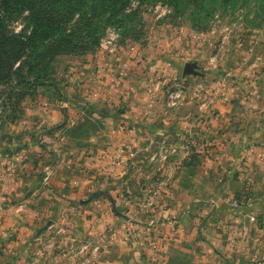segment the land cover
Wrapping results in <instances>:
<instances>
[{"label":"rangeland","instance_id":"1","mask_svg":"<svg viewBox=\"0 0 264 264\" xmlns=\"http://www.w3.org/2000/svg\"><path fill=\"white\" fill-rule=\"evenodd\" d=\"M127 11L138 13L135 21L137 31L128 36L121 34V49L116 54L103 52L100 45L95 52L85 55L59 54L43 66L48 68L51 80L43 86H38L32 93H25V97L18 104L15 102L22 95H15L16 88H4L0 92L2 93L0 94V157H3L2 162L0 161V172L5 177L7 185L15 184L19 176H23V168H25L23 163L30 159L33 160L32 162L37 160V163H34L35 168L42 174V186L45 189V193L36 196L39 200L38 205L41 206L38 211L43 213L41 221L51 218L60 224V228L50 229V236L54 238L40 240L32 247L47 252L46 264H99L101 256L111 251L115 252L123 240L133 250V253L128 252V264H138V261L132 260L134 253L135 258L142 253L141 261L145 257V264H169L170 259L178 254L181 255L180 264H219L217 263L219 260L211 252L212 249L209 248L205 255L201 253L204 248L201 238L205 236L203 232L206 227L204 219L210 215H206L208 212L203 213L205 209L202 208L205 204L195 209L180 210L178 214L183 225L179 226L181 222L179 221V224L174 223L170 227L168 224L171 221H163L170 207L169 176L178 169L180 162L172 166L168 162L170 157L165 161L161 160L160 156L153 159L152 155L159 152L164 143L167 147L176 144L161 139L155 133H140L135 130V124L162 126L163 123H168V116L171 113L182 114L179 110L188 104L193 107L205 105L208 111L202 112V115L205 116L206 122L210 124L219 122L217 104L223 82L219 79V61L225 62L227 56L234 52V48L239 53L238 50L245 46L250 49V53L253 51L251 45L258 44V36L264 33V11L255 1L251 0L247 3L240 1L236 9L227 13L218 8L212 18L199 28L194 26L190 7L185 14L175 18L174 10L167 4L134 0ZM22 27V20L11 25L16 32L21 31ZM131 44L136 47L134 51H128ZM246 52H242L244 54L242 61L245 64L249 59ZM124 59L130 60L131 69L124 83L117 87L114 85L112 75L114 69L119 67ZM99 60L103 66L99 68L100 70L97 69ZM190 61L198 62L202 76H184V66ZM173 64H180L178 70ZM94 69H97V72L89 82L86 80L88 86L82 87L88 98H81L77 95L78 80L87 78ZM226 72L231 74L229 71ZM102 73L105 75L100 77ZM204 74L207 79L201 78ZM54 82L58 83V89L54 87ZM94 89L100 91L102 97H91ZM8 92L13 93L12 100H9ZM172 92L175 94L173 97ZM151 106L156 107L152 114ZM65 109L67 116L63 115L62 119L56 120L54 112L56 110L63 112ZM58 116H62L61 113ZM152 117L156 118L150 121L148 118ZM197 121L195 119V122ZM99 136L110 140L120 137L117 149L113 151L106 149L110 154H106L105 151L99 152L96 155L99 160H109V155L116 156L122 144L127 143L136 151L128 165L133 166V163H136L138 171L146 174L162 172L163 177H158L156 183L151 181V188L143 194L140 193L141 189L135 187L141 185L142 178L129 177L130 174L121 183L116 184L121 186L120 189H113L114 184H111L93 191L86 185L75 195L72 186L78 188L79 179H83V175H79L78 180L75 179L77 174L67 179L66 184L57 186L54 182L57 178L55 167L63 161L68 162L64 165L65 168L61 169V173L65 174L73 166H82L79 160L87 162L93 156V152L88 151L91 148L90 142L95 137L98 139ZM183 141L186 143L184 149L186 151L189 149L191 154L200 147L193 133L185 136ZM137 142H143L148 147L141 148L143 144ZM36 143L42 151L39 156L37 152L31 156L29 150ZM64 154L66 160L62 156ZM211 154L209 156L214 166V162L218 159L214 161ZM41 163H44L43 168ZM46 166L54 169L49 184L43 182ZM121 170L122 167L107 168L103 174H108L107 177L110 174L113 176ZM135 170L136 168L131 173ZM58 189L65 193L63 199L71 198L74 194L77 203L68 207L63 206L62 201L53 197L55 190ZM110 189H113L112 192ZM98 191H106L109 195H101L89 205H80L79 200H86ZM107 197L119 212L126 215V218L116 223L120 227L110 229L106 238L103 235L102 238L98 236L92 238V235L89 237L86 232L82 239H77L79 232L86 229L88 232H95L94 225L100 224L101 221L109 222L107 208L110 209V215L114 210ZM210 199V197L206 198L209 204L216 205L217 200ZM208 202L206 205H209ZM52 205L54 207H50ZM44 207L46 209H43ZM194 220L198 221V224L196 223L198 232L193 237L186 230L192 226ZM184 231L187 236L182 238L180 235ZM232 243L237 241L233 240ZM174 244L179 246L175 247ZM180 245L184 248H189L186 247L189 245L191 248L187 253L190 255L183 256L181 252L175 250ZM171 252H174V255L167 262ZM193 252L197 254L191 257ZM10 260L11 258L5 257L2 263L6 264L11 262ZM21 260L22 258L19 257L13 264H24Z\"/></svg>","mask_w":264,"mask_h":264},{"label":"crops","instance_id":"2","mask_svg":"<svg viewBox=\"0 0 264 264\" xmlns=\"http://www.w3.org/2000/svg\"><path fill=\"white\" fill-rule=\"evenodd\" d=\"M255 37L257 38L256 35ZM257 41L258 44L251 45L253 46L251 53L246 46L238 50L240 53L234 48V52H231L227 58L225 57V62L219 61V79L223 80L219 90L221 91L219 103L217 104L219 122L213 124L206 122L205 116L202 115V112L208 111L205 105L193 107L188 104L179 110L182 114L171 113L168 116V123H163L162 126L135 124V130L140 133H155L161 139L173 142L171 144H176L179 147L178 153L170 155L168 161L172 166L180 163L178 169L169 176L171 196L169 195L170 203H168L170 207L167 209L168 213L163 221H171L168 224L170 227L174 223L179 224V221H181L179 226L183 225L181 216L178 214L180 210L182 211L183 208L195 209L197 206L205 204L202 208L205 209L203 213L208 212L206 215H210L204 219L206 227L203 235L205 236L201 238L204 248L200 250L205 255L209 248L212 249L211 252L219 260H216L219 264H264V33L258 36ZM244 51H247L246 55H249L246 64L242 61L244 58L242 52ZM173 65L177 70L180 67V64ZM98 66L97 69L103 67L101 60L98 61ZM96 70L90 72L88 77L82 81L79 78L77 87L79 88V94H77L79 97L88 98V94L84 93L82 87L88 86L86 80L89 82L93 74L97 72ZM226 71L231 72V74L229 75ZM103 75L104 73L99 76ZM204 77L207 79L205 74L201 78ZM77 101L80 102V100ZM151 109H153L152 114L156 107L151 106ZM65 110L63 112L56 110L54 112L55 119L60 120L63 115L67 116ZM59 113L62 116H58ZM156 117L148 119L153 121ZM195 119L198 121L195 122ZM192 133L196 136L200 146L193 154L189 153V149L187 151L184 149L186 143L183 141L185 136ZM93 139L90 142L91 148L88 150L93 152V156L87 162L80 159L79 162L83 164L82 166H73L65 174L61 173V169L65 168L64 165H67L68 162L64 163L63 161L55 167L57 178L54 179V182L57 183V186L66 184L67 179H71L74 174H77L75 179L78 180L79 175H83V179H79L78 188L72 186V192L75 195L81 187L86 185L89 190L92 189L93 191L111 184H114L113 189H120L121 186L116 184L121 183L130 174L129 177L142 178L141 185H135V187L141 189L140 193L143 194L151 188L152 183H156L158 177H163L162 172L146 174V172L138 171L136 163H133V166L129 164L113 176L110 174L107 177L108 174H103L104 171H107L104 166L107 160H99L96 155L101 151L110 154L108 151L117 149L120 137L110 140L104 136H99L98 139L97 137ZM103 142L105 144L100 146ZM141 143L143 144V142L138 144ZM146 147L148 145L143 144L141 146L144 149ZM41 151L42 148L36 143L29 150V154L32 156L37 152L39 156ZM210 153H212L214 161L218 159L214 162V166L209 156ZM62 156L65 157V160L67 159L65 154ZM2 159L1 156L0 161ZM32 161L30 159L22 162L25 166L23 176H19L15 184L7 185L5 177L0 172V264H3L2 260L5 257L11 258V262H6V264H13L19 257L22 258L21 262L24 261V264H46L47 252L32 247L40 240L54 238L50 236L51 228H60V224L51 218L45 219L44 222L41 221L43 213L38 211L41 206L38 205L39 200L36 196L42 192L45 193V189L42 186V174L40 170L35 168L34 163L37 160ZM193 164L195 166H192ZM43 166L44 163H41V168ZM135 168L136 170L131 173ZM113 189H110V192ZM73 195L71 198L63 199L65 193L58 189V191L55 190L53 197L62 201L63 206L68 207L70 204L77 203V199ZM209 197L210 200H217L216 205L209 204L206 200ZM238 197L243 199L239 200ZM107 198L114 210L110 215V209L107 208L109 210L107 212L109 222L101 221L100 224L94 225L95 232H88L87 229L79 232L77 239H82L86 232L89 237L92 235V238L96 236L102 238L101 235L106 238L110 229L120 227L116 223L126 218V215L122 214L121 211L119 212L112 204L111 199ZM245 198H247L246 202H243ZM234 199L239 201L238 207L233 205ZM79 201L80 205H83L81 204L82 200ZM206 202L209 205H206ZM48 221H52V225L42 233L40 228L44 227ZM196 223L198 224V221L194 220L191 223L192 226L186 230L193 237L198 232ZM69 224L73 225V223ZM180 236L183 238L187 234L184 231ZM231 240H236L237 243H232ZM174 245L175 247L179 246L178 244ZM4 247L6 248L3 249ZM186 247L189 248L180 245L175 250L181 252L183 256L190 255L187 252L190 251L191 247L189 245ZM128 252L133 253V250L123 240L115 252L112 253L111 251V253L101 256L99 264H128ZM196 254L194 253L191 257ZM173 255L174 252H171L170 257H167V262ZM179 258H181L180 254L173 257L172 260L170 259L169 264H180ZM134 259L138 261V264H145L146 261L145 257L141 261L142 253H139L137 258H135L134 253L132 260Z\"/></svg>","mask_w":264,"mask_h":264},{"label":"trees","instance_id":"3","mask_svg":"<svg viewBox=\"0 0 264 264\" xmlns=\"http://www.w3.org/2000/svg\"><path fill=\"white\" fill-rule=\"evenodd\" d=\"M132 1L0 0V92L4 88H16L15 95H22L15 102L18 104L25 93H32L51 80L48 68L43 66L57 55L95 52L109 27L119 29L122 36L137 31L138 13L127 11ZM138 1L167 4L174 10L175 18L185 14L190 7L194 26L199 28L218 8L227 13L236 9L240 1L247 3L251 0ZM252 1L264 11V0ZM20 20L23 27L16 32L11 25ZM54 85L58 89V83L54 82ZM8 93L9 100H12L13 93Z\"/></svg>","mask_w":264,"mask_h":264},{"label":"built area","instance_id":"4","mask_svg":"<svg viewBox=\"0 0 264 264\" xmlns=\"http://www.w3.org/2000/svg\"><path fill=\"white\" fill-rule=\"evenodd\" d=\"M100 48L103 52H108L110 54H116L121 49V32L116 27H109L104 36L101 38L100 42ZM136 47L131 44L128 51H134ZM131 69V63L130 60H125L122 62V64L119 67H116L114 69V74L112 75V79L114 81V85L119 87L122 83H124L125 78L128 74V71ZM110 72H112L110 70ZM105 75V74H104ZM111 77V76H110ZM179 95V94H178ZM171 96H175V94L172 92ZM91 97L100 98L102 97V93L98 91L97 89L92 90ZM178 153V147L177 146H171L167 147L164 143L160 149L159 152L155 153L152 157L153 159H156L158 156H160L161 160H167L170 155L177 154ZM136 151L131 148L127 143H123L122 147L118 150V153L116 156L109 155V160H107L105 166V169L107 168H124L125 165H128L129 160L133 159L135 156ZM103 158V156H102ZM54 169L51 166L45 167V176L43 178L44 184H49L50 179L53 176ZM234 205L238 206L239 203L237 200L234 201Z\"/></svg>","mask_w":264,"mask_h":264},{"label":"water","instance_id":"5","mask_svg":"<svg viewBox=\"0 0 264 264\" xmlns=\"http://www.w3.org/2000/svg\"><path fill=\"white\" fill-rule=\"evenodd\" d=\"M183 74H184V76H189V75L198 76V75H201L202 73L199 70V64H198V62H196V61L187 62L185 64V66H184ZM101 195H109V194L106 191H98V192H95L88 199L82 200L81 201V204H83V205L90 204L92 201H94L97 197H99ZM51 225H52V221H48V223L44 227L40 228V231L41 232L45 231Z\"/></svg>","mask_w":264,"mask_h":264}]
</instances>
